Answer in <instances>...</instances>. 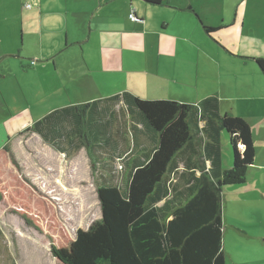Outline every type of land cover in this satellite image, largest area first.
Listing matches in <instances>:
<instances>
[{"label":"crops","instance_id":"obj_1","mask_svg":"<svg viewBox=\"0 0 264 264\" xmlns=\"http://www.w3.org/2000/svg\"><path fill=\"white\" fill-rule=\"evenodd\" d=\"M117 1L113 6L116 0H0L1 93L12 89L19 78L24 80L26 72L34 74L43 96L56 92L51 73L72 44L87 54L86 65L91 62L115 77L108 93L52 109L50 125L31 127L28 131L39 150L53 157L54 150L79 159L84 166L88 161L90 168L91 160L98 163L99 174L91 170L93 183L96 177L112 182L118 160L123 164L124 183L157 143V134L137 112L134 97L190 104L213 97L219 112L225 106L235 111L232 101L239 98L253 115L251 120L263 121L262 111L253 109V104L260 101L257 94L264 83L255 62L264 59V0H165L160 5ZM131 9L138 21L129 19ZM86 25L90 28L84 33ZM205 27L214 30L207 32ZM86 103L92 104L86 109L85 122L79 123L74 108ZM241 118L253 136V121ZM23 136L11 143H19ZM254 160L247 170L252 179L223 193H236L227 198L240 207L239 220L228 219L235 232L224 225L222 212L224 256L230 251L228 237L239 253L228 254L235 264H264V216L259 212L264 209V163ZM231 161L225 155L224 167ZM178 163L179 170L184 168L183 160Z\"/></svg>","mask_w":264,"mask_h":264},{"label":"trees","instance_id":"obj_2","mask_svg":"<svg viewBox=\"0 0 264 264\" xmlns=\"http://www.w3.org/2000/svg\"><path fill=\"white\" fill-rule=\"evenodd\" d=\"M143 1L160 5L165 0ZM255 62L264 76V59ZM133 101L156 132V146L121 187L96 177L101 216L85 230L77 229L74 239L63 236L61 245L50 244L54 264H225L221 197L246 182L256 154L250 125L241 117L221 114L213 97L196 104L138 97ZM91 104L74 108L79 123L85 122ZM53 113L36 120L32 130L50 125ZM224 134L231 155L223 152ZM225 155L232 160L226 167ZM91 162L95 174L100 166ZM45 202L21 174L10 148L2 146L0 216L15 206L23 220L32 223L25 214L44 215Z\"/></svg>","mask_w":264,"mask_h":264},{"label":"rangeland","instance_id":"obj_3","mask_svg":"<svg viewBox=\"0 0 264 264\" xmlns=\"http://www.w3.org/2000/svg\"><path fill=\"white\" fill-rule=\"evenodd\" d=\"M117 2L116 0L113 6ZM89 28L86 25V30L82 31L87 33ZM16 41L18 42L17 39ZM27 44L26 40L23 49ZM22 46L23 42L19 47ZM90 50L93 51L91 48ZM60 58L56 71L51 73V78L57 89L51 95L43 96L40 84L32 72H26L24 80L19 78L23 93L17 82L12 89L7 88L8 91L3 89V93L0 92V148L4 145L11 148V153L21 174L34 187L37 189L40 187L38 191L47 199L45 202L47 209L44 215L39 214V217L36 216V218L25 214L32 223L27 224L17 212L19 208L15 206H11L0 216V264H54L50 253V244L61 245L60 238L63 236L74 239L77 229L85 230L101 216L100 202L97 199L94 178L91 177L92 169L88 161V166H84L79 159L66 158L54 150V157L49 156L45 151L39 150L37 141L35 142L36 138L28 131L37 119L50 110L68 104L76 105L86 102L85 100H93L101 94L108 93L113 89L112 86H115V77L112 73H102L91 62L86 65L87 54L82 53V48L78 44L69 45ZM14 60L12 59L11 62ZM104 81L108 82L107 85H104ZM166 88L171 89L172 87ZM64 90H66L65 93ZM257 95L260 97V101L255 100L253 109L261 110L264 115V83L261 84ZM232 102V106L237 105L235 111L231 109V112L229 106H225L220 113H233L250 121V116L253 115H250V110L245 108L243 100L237 98ZM255 120L257 119L251 120L253 121L252 138L259 155L256 156L254 163L261 165L264 163V119L257 122ZM25 132H28L26 136ZM20 136L23 137L19 143H11ZM228 141L224 134V140H221L222 149L224 153L231 155ZM49 153L51 154L50 151ZM114 166L117 174L115 177L113 176L112 183L121 187L124 180L123 175H120L123 164L115 160ZM251 171V174L255 173V170ZM246 179L250 180L252 176L247 174ZM229 196H236V193H229L223 198L221 197L222 204L225 201L224 207L222 206L224 225L228 226L229 231L235 232L229 224L235 219L239 220L240 207L232 205L227 198ZM259 212L264 216V209H260ZM226 245L232 253L234 252V255L239 254L228 237ZM230 251L226 255V264H235L228 255Z\"/></svg>","mask_w":264,"mask_h":264},{"label":"built area","instance_id":"obj_4","mask_svg":"<svg viewBox=\"0 0 264 264\" xmlns=\"http://www.w3.org/2000/svg\"><path fill=\"white\" fill-rule=\"evenodd\" d=\"M26 7H29V5H26ZM129 19H130L131 21H136V20H137V17L135 16V14H134V10H133V9H131V11H130V13H129Z\"/></svg>","mask_w":264,"mask_h":264},{"label":"water","instance_id":"obj_5","mask_svg":"<svg viewBox=\"0 0 264 264\" xmlns=\"http://www.w3.org/2000/svg\"><path fill=\"white\" fill-rule=\"evenodd\" d=\"M98 199V198H97ZM99 200V199H98Z\"/></svg>","mask_w":264,"mask_h":264}]
</instances>
